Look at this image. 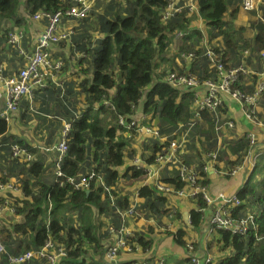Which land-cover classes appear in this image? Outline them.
I'll return each instance as SVG.
<instances>
[{
	"label": "trees",
	"instance_id": "1",
	"mask_svg": "<svg viewBox=\"0 0 264 264\" xmlns=\"http://www.w3.org/2000/svg\"><path fill=\"white\" fill-rule=\"evenodd\" d=\"M168 3L169 0H111L105 11L108 16L102 15L97 21L96 28L103 37L92 40L88 35L90 32L80 24L73 26L72 45L65 40L55 44L52 52L62 50L64 73L75 76L77 80H71L70 86L65 85L64 88L49 84L47 89L35 91V97L42 99L45 111L54 114L55 120L47 123V145L55 142L57 137L61 140L62 131L59 130L61 127L63 129V119H74L62 164L65 177L60 181L64 182L63 185L57 182L55 172L53 179L46 174L47 164L43 160L35 158L27 162L23 158L12 157L9 147L12 143L19 144L33 156L38 154L39 149L23 135L9 134L7 122L0 119V161L4 164L2 175H5L0 181L5 182L8 174L14 175L23 190L21 199L9 193L0 196V205H10L14 209L11 212L6 208L0 216L1 241L6 247L5 253L0 255V264H13L10 258L38 251L49 239L63 246L67 252V256L58 264H107L104 258L107 245L113 243L109 228L113 224H120L118 209H128L131 202V187L124 192L118 182L122 176L133 179L131 186L144 180V173L132 166L125 174L120 172L119 168L126 164V157L135 156V152L130 153L125 132L117 124L118 118L121 115L130 118L140 108L151 117L150 124L156 123L162 135L171 136L179 124L193 120L194 91L181 90L167 82L169 71L177 70L175 58L180 52H193L200 57L191 69L194 74L203 79L217 80L218 76L205 56L206 46L222 53L227 69L240 65L245 50L264 51V21L254 17L241 25L239 15L242 0H196L197 11L191 13L189 8H184L170 20L163 21L162 15ZM68 7L69 0H0V63L10 58L8 63L15 70L14 61L20 60L17 50L9 43L10 31L21 26L29 27L30 17L38 11H65ZM257 11L264 18V0ZM257 11L250 13L256 16ZM88 19L90 17L78 20L82 23ZM197 21L198 24H194ZM200 22H203V32L198 29ZM11 25L15 29L9 28ZM247 29L255 31L252 39L246 35ZM179 32L186 33V36L175 53L168 56L169 52H173L171 42L174 34ZM67 45L71 54L66 51ZM77 52L85 57L77 59ZM249 64L252 66L254 62ZM178 71L183 72L184 69L178 68ZM14 73L11 71L7 74ZM252 79L253 89H244L246 92H253L256 88L258 78ZM239 88H243L242 85ZM105 101H110L115 109L106 107ZM133 106L138 108L133 110ZM76 113H79L78 117ZM227 113V107L220 109L224 120L229 119ZM204 118V122H198L191 133L189 152L183 156V162L195 165L199 173L205 176L202 182L206 184L208 172H203L204 155L215 150L217 141L215 117L206 113ZM198 134L203 135L205 140L200 139ZM227 144L240 159L248 141L242 136ZM160 145L156 142L146 146L153 152L146 160L154 161ZM224 152L222 155L220 151V157H227L228 151L225 149ZM226 161L232 166L237 163ZM93 170L96 176L89 181V188L77 189L66 182V177L81 178ZM253 179L254 173L237 193L245 202L236 209L237 216H245L251 211L252 196H258L257 203L262 205L263 194L257 193ZM163 180L174 184L176 189L185 185L177 170L165 175ZM259 185H264V182L259 181ZM110 187L111 194L106 192ZM111 195L115 199L114 204ZM140 196L144 202L139 212L161 223L163 215L167 213V197L152 186L142 187ZM197 203L200 207L207 206L201 197ZM257 214L259 240L254 235L242 237L217 230L212 239L206 242V251L201 248L202 256L215 249L216 252L212 254L219 259L217 264H264V209ZM191 216L194 228L200 230L208 225L200 212L194 210ZM147 233L135 234L144 250L154 243V229L149 227ZM168 234L186 250L190 241L186 239L187 231L180 229L176 234ZM198 245H202L201 240ZM195 246L199 252L196 243ZM25 264L47 262L34 258ZM122 264H133V261ZM181 264H191L190 259L186 257Z\"/></svg>",
	"mask_w": 264,
	"mask_h": 264
},
{
	"label": "built area",
	"instance_id": "2",
	"mask_svg": "<svg viewBox=\"0 0 264 264\" xmlns=\"http://www.w3.org/2000/svg\"><path fill=\"white\" fill-rule=\"evenodd\" d=\"M263 0H242L241 8L245 12L259 10ZM93 0H69V7L63 11L59 10L56 13L47 11L38 12L33 16V21L41 22L47 20L38 37L37 46L34 51H28L23 46L25 38V29L16 28L9 32V43L17 50L20 60L16 63V72L13 75L6 73L7 67L5 62L0 63V119L7 122V131L12 120H15L21 112L23 102L29 100L34 101L36 89H44L49 85V81L55 84H60V73L65 66V61L61 55L58 57L52 56V50L55 44L59 41L71 42V36L74 33V27L64 25L63 19H83L87 18L92 10ZM184 8H189L191 13L198 10L196 0H169L166 9L162 15V20L167 21L174 17L177 13L182 12ZM264 21L263 16H258ZM185 33L179 32L176 37L182 39ZM249 52L248 50L246 51ZM264 57V51L261 52ZM83 56V54H78ZM205 56L208 58L210 68L215 70L218 76L217 80L203 79L197 74H194L191 69L193 64L198 63L200 57L193 52H180L176 58V62L185 68V72H170L167 76V82L175 88L181 90H193L194 101L192 107L193 120L188 123H181L173 131L171 136L162 135L159 128L154 124H148L146 115L142 116L143 122L135 119V115L127 118L121 115L118 118L117 124L126 132L135 131L142 139V143H148L150 140L159 142L160 149L156 152L153 162L144 160L143 158H133L130 165L136 170L142 171L145 177L144 186H152L156 190L168 196H176L178 198H197L201 197L206 203L211 205L212 211L210 214L209 228L207 237L213 236L217 230L225 231L231 235L249 237L256 236L259 240L258 229L259 224L256 222L257 213L252 210L248 211L245 216H237L236 209L245 204L236 193H220L217 197H211L208 192V187L203 184L205 176L197 170L195 165H190L183 162V156H187L188 146L191 140V133L196 129L198 122H204V114L210 113L215 117L214 126L215 138L217 144L213 151L205 154L207 162L203 167V172L207 173L209 163L216 162L219 159L220 151L222 150V141L226 130H231L235 127V122L231 119L224 120L221 117L220 109L224 107L227 98H230L238 103L243 111L247 121L264 126V122L260 120L257 112V107L264 94V72L260 75L263 78L258 82L253 92H246L243 88L237 87L238 78L242 73H247L245 65L240 64L238 67L227 69L222 53L210 46H206ZM104 105L112 110L115 109L110 101H105ZM138 107L133 106V110ZM137 112V111H136ZM52 118V117H50ZM63 131L61 140L57 145L59 153L56 167L57 182L63 185L64 182L60 178L65 177L62 170L63 159L68 150L69 134L71 130V122L63 121ZM205 140L203 138H200ZM248 146L243 155L244 159L241 164L236 163L232 168L225 172L231 176H237L244 171L245 168L254 170L258 164L261 153L257 149V135L250 131L246 137ZM215 139L213 138V141ZM165 144V145H164ZM12 151V157L24 161L31 162L33 155L22 148L17 143L9 144ZM49 150V149H46ZM167 174H164L165 171ZM178 171L180 180L185 183L184 187L176 189L174 184L163 180L165 175ZM96 176V171H91L87 176L81 178L66 177V182L73 185L75 188H89V181ZM100 180V179H99ZM101 182V180H100ZM21 184V183H20ZM22 191V187L18 186ZM16 189L15 184L11 182H0V190ZM106 192L111 194L112 188H107ZM140 195V189L135 191L136 199ZM112 196V195H111ZM141 197V196H140ZM142 198V197H141ZM112 196V202H114ZM142 202H130V206L126 210L118 209L120 218L119 225H111L109 233L113 236V243L107 245L105 254L106 261L109 264H122L119 256L121 251L135 252L140 247L135 238L136 231L131 227L130 220L135 222L144 218V214L139 212ZM6 208L11 212L14 211L10 205H0V216ZM203 217L204 208L197 210ZM175 213L174 210L169 212V216ZM204 218V217H203ZM153 222V221H150ZM191 222V218H190ZM6 247L1 241L0 235V255L4 254ZM187 257L191 264H217L218 260L211 255H200L196 251L194 241H188L186 245ZM67 256L65 248L52 239L47 240L45 246L38 251H29L21 256L10 258L13 264H25L30 260L45 259L47 264H58ZM133 264H142L140 261H133ZM147 264V262H144ZM157 264H167L164 258H159Z\"/></svg>",
	"mask_w": 264,
	"mask_h": 264
},
{
	"label": "crops",
	"instance_id": "3",
	"mask_svg": "<svg viewBox=\"0 0 264 264\" xmlns=\"http://www.w3.org/2000/svg\"><path fill=\"white\" fill-rule=\"evenodd\" d=\"M241 13H242V10H241ZM256 14H257L256 16H253L250 13V16H252V18L254 17L258 18V16H262L261 12H258ZM252 18L250 19L247 18L246 22H248ZM29 24H30L29 27L25 26L27 38H25L24 40L25 41L24 47H26L28 51L32 52L36 49L38 33L41 30V28L46 25V22H36V23L30 22ZM9 28L15 29L13 25H11ZM249 31L253 32L251 35L248 36L249 39H252L254 37L255 31L253 30H249ZM36 35L37 37L34 39ZM29 38H30V41H28ZM246 51L247 50H245L242 54L240 64L245 65L247 73H242L239 76L238 86L240 87V85H242L243 89H253V85H252L253 79L252 78L254 77L258 78V82L263 78V76H261L260 74L264 72V57L260 53L251 52L250 50H248L249 52L247 53ZM16 53L18 54V52ZM17 57L20 58L19 56ZM56 57H58V54L56 55ZM17 61L18 60L14 61L15 67H16ZM8 62H10V58H8L7 61L5 62V65L7 67L6 73L8 72L11 73V71L12 73L16 72V70H13L11 68V64ZM250 62L252 63L254 62V64L251 66L249 64ZM175 67H180V65L176 62V60H175ZM60 77H61L60 84H55L52 82L49 84L64 88L65 85L70 86L71 80H77L75 76L65 74L63 70L60 73ZM48 87L49 85H47V87L44 89H47ZM37 90L39 91L40 89H36V91ZM41 100L42 99L40 97L36 96L32 103L29 100H26L25 102H23L20 114L16 116L15 120L11 121L10 128H9L10 129L9 134H13L18 137L23 135L29 143H31L32 145L36 146L39 149L38 154L35 155L36 159L39 158L43 160L47 164V166H49L50 168L54 170L53 173L49 174L50 178L53 179L54 172L56 169L55 164L57 162L58 155H59L56 147L58 143L60 142V139H58L57 137L54 145H51V144L47 145V136L49 134L47 123L50 121H54L55 119H52L54 117L53 116L54 114L48 113L47 111L44 110L45 107L42 105ZM224 107H227L228 109L227 116L229 119L235 122V127L231 130L225 131L224 133L225 136L223 137V141L221 143L222 145L221 153L222 155L226 153L224 152L226 149V151H228L227 157L221 156L223 157L221 158L219 156V159L216 162L209 163V169H208V173L206 176V181H207L206 186L208 187V192L211 197H217L222 192L237 194L238 191L241 189V187L248 181L251 174L253 173L255 174L254 177L256 178L257 181H264V167L263 166L259 168H255L253 172L250 170V168H245L244 171L238 174L237 176H231V175L225 174V172H227L228 170L232 168L231 167L232 165L228 164L226 159H228L231 163L237 162L241 164L244 159L243 155L246 152V150H244L241 154L240 159L239 158L237 159L238 157L237 154L231 151V148L228 147L227 143H230L232 140H235L242 136L246 138L247 134L250 131H253L257 135L258 153L259 152L261 153L260 157L264 156V154H262V150L264 149V126L253 124L247 121L238 103L230 98H227ZM225 109H223V111ZM257 112H258V116L260 120L264 122V97H263V103H261L260 107H257ZM24 113H25V116L23 117ZM143 115H146L147 117V120L145 122L150 124L151 117L145 114L144 112H142L140 108L137 109L135 119L140 122H143V119H142ZM43 118L46 120H43ZM63 120L65 121L66 119H63ZM151 124L155 125L156 123L153 122ZM59 131H62V127ZM35 135L37 136V138H40L39 141L32 139V137ZM198 135H200V138L204 139L203 135L201 134H198ZM133 136H136L138 140L135 143L130 142L129 148H130V153H132L133 151L135 152V156H127L125 166L128 165L127 163L131 164L133 162L131 161L133 158L135 159L143 158L144 160H146L147 158H150L153 152L146 146L154 145V143L158 142L156 140H150V142H148L146 146H143L141 137L135 131H132L130 138ZM44 140H46V142ZM137 144H139L140 146H136ZM46 149H49V150H46ZM128 157H131V158H128ZM33 160H34V157H33ZM203 161L204 163L207 162V158L205 157V155H204ZM3 165L0 161V180L5 176V175H2V170H1L2 168H4ZM125 166L119 168L121 173L123 172L122 168H124ZM122 174H125V173H122ZM7 176L8 177L5 182H11L15 184L16 189L0 190V196H3L4 194L9 193L16 198L21 199L23 197V192H22L23 190L21 191L18 188V186L20 187L21 185L19 179H16L17 177H14V175L8 174ZM131 180L133 179H129V178L122 176L118 182L119 188L120 189L122 188L124 192L128 191L129 188L128 187L124 188V184H131L132 183ZM0 182H3V181H0ZM144 184H145V177L143 181H140L137 185L131 187L132 189L131 194H130L131 202L132 201H138L139 203L144 202V199L141 198L140 195L136 199H134L135 191L138 189H141L142 188L141 186H143ZM199 198L200 197L178 198L176 196H168L167 205H166L167 213L163 215L161 223L157 219L146 218L145 215H144V218H142L141 220L137 222L131 219L130 225L136 231V233L146 235L149 227L154 229L155 234L152 236L154 239V243L151 248L146 249V250H144L140 246L138 247V250H136L133 253L128 252V251H121L120 256H119L121 263L136 260V261H140L142 264H144V262H147V264H157L159 258H164L167 264H181V261H183L185 258L178 254H175V255H177L180 258V259H177L179 261L171 258L174 255L168 254L165 249V248H168V244L163 245L165 241L169 239H171L173 243L176 244L173 238H171V236H169L168 233L172 232L176 234L177 231L180 229L187 231L188 237L186 239L190 241L191 240L194 241V243H196L197 247L200 249L199 252L202 255L201 248L205 249L204 251H206V248L208 246V245L206 246V242L210 241L213 237L212 235L210 237L206 236L208 233V228H209L208 219H210V214H211L213 207L209 205L208 203L206 207H200L199 204L197 203V200ZM199 208L206 209L205 212L202 211L204 213L203 221H205V223L208 224L207 226H204V228H201L200 230L194 228L192 226V223L190 222V218L192 217L191 216L192 211L195 210L196 212H198L197 210ZM171 210H174L175 213L172 216H169V212ZM179 216H181V218H179ZM150 221H153V222H150ZM194 236L196 237V240ZM135 238H136V235H135ZM200 240L202 241V245H198ZM213 252L215 253L216 250L214 249ZM105 262L109 264L106 261V258H105Z\"/></svg>",
	"mask_w": 264,
	"mask_h": 264
},
{
	"label": "rangeland",
	"instance_id": "4",
	"mask_svg": "<svg viewBox=\"0 0 264 264\" xmlns=\"http://www.w3.org/2000/svg\"><path fill=\"white\" fill-rule=\"evenodd\" d=\"M118 1H123V0H118ZM109 2H111V0H93V5H92V13L90 14L91 16H89L90 17V19H88L87 21H85V22H80V20H78V19H66L65 21H64V24L66 25V26H69V27H71V26H80V24H82L83 25V29H87V31L88 32H90L88 35H90V38L92 39V40H94V39H97V38H101V37H103L104 35L99 31V30H97V28H96V26H97V21H99L98 19V17H100V16H102V15H104V16H108V14H107V12H105L106 11V6H107V4L109 3ZM239 17L242 19V22H240V24L241 25H245L247 22H246V19L247 18H252V16H250V13L249 12H245V11H243L242 10V13H240V15H239ZM41 22H44V21H41ZM194 24H198V21L197 22H195ZM194 24H192V25H194ZM99 26V25H98ZM204 29V26H203V22H200L199 23V27H198V29ZM79 29H81V28H79ZM249 29V28H248ZM246 30V35L247 36H249V35H251L253 32L252 31H249V30ZM205 34V33H204ZM206 35V34H205ZM37 37V35L34 37V39ZM205 40H206V38H205ZM182 42H183V39H180V38H178V37H176V35L174 34V37H173V39H172V42H171V49L173 50V52L171 51V52H169V54H168V56H170V55H172L173 53H175V50H176V48L178 47V46H180L181 44H182ZM206 43V42H205ZM70 45H72L71 43H70ZM98 46H99V44H98ZM59 50H57V49H55L53 52H52V56L53 57H55L56 56V54H57V52H58ZM66 51L69 53V54H71V52H70V48H69V46L67 45V48H66ZM76 58L77 59H80L81 57H77L76 56ZM63 60H64V57H63ZM65 61V60H64ZM264 97V96H263ZM263 97L261 98V100H260V104H259V106L258 107H260V105H261V103H263ZM32 139H35L36 141H39L40 140V138H37V136L35 135V136H33L32 137ZM137 140H138V138L136 137V136H133V137H131L130 139H128L127 141H128V143H130V142H137ZM45 142H46V140H44ZM55 142H56V139H55ZM55 142H52V143H50L51 145H54L55 144ZM136 146H140L139 144H137ZM45 148V147H44ZM232 153V152H231ZM262 154H264V149L262 150ZM34 157V159L36 158V156L34 155L33 156ZM128 158H131V157H128ZM128 165L127 166H125L124 168H122V173H125L126 172V170H127V168H129L131 165L129 164V163H127ZM261 166H263L264 167V156L262 157H260L259 158V163H258V165L256 166V168H259V167H261ZM53 169L52 168H50L49 166H47V173L46 174H51V173H53ZM175 171V170H174ZM168 173V171L166 170L165 172H164V174H167ZM255 175V174H254ZM262 179V178H261ZM45 180V179H44ZM264 182V181H263ZM252 183H253V185L255 186V188H256V190H257V193L259 194V195H261V194H263L262 195V205H260V204H258L257 203V198H258V196H252V208H250L253 212H255V213H258V212H260L261 210H263L264 209V185H259V181H257L256 180V178L254 177V179H253V181H252ZM125 187H128V188H130V187H133V186H131V184H124V188ZM134 189V188H133ZM106 222V221H105ZM194 234V233H193ZM166 235H168V234H166ZM194 238H195V240H196V237L194 236ZM166 244H168V248H165L166 249V252L168 253V254H171V255H174V256H172L171 258H173V259H175V260H177V259H180L177 255H175V254H178V255H180V256H182V257H184V258H186L187 257V254H186V252H185V250H184V248L183 247H181V246H179V245H177V244H174L173 243V241L171 240V239H169V240H167V241H165V243L163 244V245H166ZM213 253V251L211 250V253L210 254H212ZM231 255V254H230ZM212 256H214V254H212ZM97 257V256H96ZM88 258H89V261H90V256L88 255ZM99 258H100V256H99ZM218 259V258H217ZM219 260V259H218ZM177 261H179V260H177ZM174 262V261H173Z\"/></svg>",
	"mask_w": 264,
	"mask_h": 264
},
{
	"label": "clouds",
	"instance_id": "5",
	"mask_svg": "<svg viewBox=\"0 0 264 264\" xmlns=\"http://www.w3.org/2000/svg\"><path fill=\"white\" fill-rule=\"evenodd\" d=\"M43 11H44V10H43ZM63 11H64V10H63ZM91 11H92V10H91ZM38 12H42V11H38ZM38 12H36V13H38ZM47 12H49V11H47ZM57 12H58V11H57ZM257 12H259V11H257ZM51 13H56V12H51ZM90 14H91V13H90ZM33 16H34V15H33ZM33 16L30 17V21L36 23V21H33ZM89 16H90V15H89ZM89 16H88V17H89ZM88 17H87V18H88ZM80 20H81V19H80ZM42 21L46 22V25L48 24L47 20H42ZM64 21H65V17H64V19H63V23H64ZM64 25H65V24H64ZM43 27H44V26H43ZM43 27H42V28H43ZM72 27H73V26H72ZM20 28H24V29H25V38H27L26 28H25V26H21ZM42 28H41V29H42ZM200 30L203 32V29H202V28H201ZM40 31H41V30H40ZM40 31H39V33H40ZM39 33H38V35H39ZM176 35H177V34H176ZM185 36H186V33H185ZM25 38H24V40H25ZM24 40H23V41H24ZM23 46H24V42H23ZM36 46H37V45H36ZM12 47H13V46H12ZM13 48H14V47H13ZM58 50H59V51L57 52V54H58V55H61L62 50H61V49H58ZM78 54H82V53H78V52H77V53H76V56H77V57H81V58L85 57L84 55H83V56H78ZM260 54H261V53H260ZM61 56H62V55H61ZM177 57H178V55H177ZM177 57H176V58H177ZM176 58H175V60H176ZM64 67H65V66H64ZM175 68L177 69V70H176L177 72H179V71H178V68L184 69V71H183L182 73L185 72V68L182 67V66H180V67H175ZM63 69H64V68H63ZM170 72H173V71L170 70L169 73H170ZM236 86H238V83H237ZM34 99H35V95H34ZM78 115H79V113H76V117H78ZM52 119H54V118H52ZM73 120H74V119H72L71 121H69V122H71V125H72V121H73ZM63 121H64V120H63ZM65 121H67V120H65ZM63 128H64V125H63ZM71 128H72V127H71ZM62 131H63V129H62ZM124 132H125V131H124ZM125 134H126L125 136L127 137V140H128V139H130V135L132 134V132H128V131H126ZM61 136H62V133H61ZM199 138H200V137H199ZM146 145H147V143H144V144H143V146H146ZM32 161H33V159H32ZM258 162H259V161H258ZM256 166H257V165H256ZM255 168H256V167H255ZM255 168H254V170H255ZM254 170H253V171H254ZM253 171H252V172H253ZM252 172H251V173H252Z\"/></svg>",
	"mask_w": 264,
	"mask_h": 264
}]
</instances>
